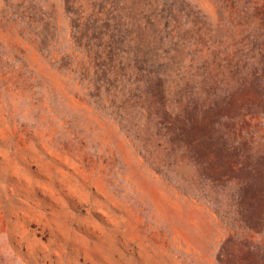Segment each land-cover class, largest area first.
I'll use <instances>...</instances> for the list:
<instances>
[{"label":"rangeland","instance_id":"obj_1","mask_svg":"<svg viewBox=\"0 0 264 264\" xmlns=\"http://www.w3.org/2000/svg\"><path fill=\"white\" fill-rule=\"evenodd\" d=\"M0 264H264V0H0Z\"/></svg>","mask_w":264,"mask_h":264}]
</instances>
